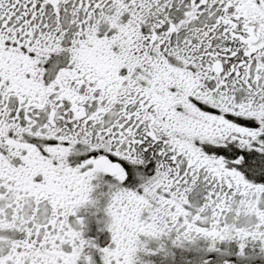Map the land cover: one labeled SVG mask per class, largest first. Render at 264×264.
<instances>
[{"label": "snow or ice", "instance_id": "1", "mask_svg": "<svg viewBox=\"0 0 264 264\" xmlns=\"http://www.w3.org/2000/svg\"><path fill=\"white\" fill-rule=\"evenodd\" d=\"M0 264H264V0H0Z\"/></svg>", "mask_w": 264, "mask_h": 264}]
</instances>
